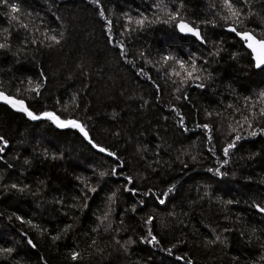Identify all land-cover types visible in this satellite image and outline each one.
I'll use <instances>...</instances> for the list:
<instances>
[{
	"label": "trees",
	"instance_id": "obj_1",
	"mask_svg": "<svg viewBox=\"0 0 264 264\" xmlns=\"http://www.w3.org/2000/svg\"><path fill=\"white\" fill-rule=\"evenodd\" d=\"M232 27L264 40V0L0 3V92L40 117L0 104V264H264V67Z\"/></svg>",
	"mask_w": 264,
	"mask_h": 264
},
{
	"label": "snow or ice",
	"instance_id": "obj_2",
	"mask_svg": "<svg viewBox=\"0 0 264 264\" xmlns=\"http://www.w3.org/2000/svg\"><path fill=\"white\" fill-rule=\"evenodd\" d=\"M0 3H7V0H0ZM12 11H16L15 6L12 7ZM101 15H103V13H101ZM177 27L179 28L180 32H182V33H184V32L191 33L192 35L196 36L198 39L200 38L199 32L194 30L192 27H190L186 23H180L177 25ZM229 30L232 32H235L237 36H240L241 39L245 40L247 47L249 49H251L252 52L255 54L254 59L256 61V67L260 68V67L264 66V40H257L252 34L247 33V32H239L236 30L235 27H232ZM0 99H4L5 101L11 103L14 107L17 105H20V110L27 112V115L33 120L40 118L36 115H33V113L29 112L26 108H24L22 101L11 100L9 97L4 96L2 93H0ZM44 115L46 117H48L49 119L53 120L57 124L58 127L71 126L74 128H79L80 131L83 132L85 137L87 138V136H88L87 132H85L84 128L80 124H78L76 121H67V122L61 121V120H59L58 117L54 116L52 113H45ZM251 135L255 136L256 133L253 132V133H251ZM89 142H91V141H89ZM94 147H95V145H94ZM229 147H232V145H229ZM100 151H104V149L101 148ZM225 151L227 152V149ZM109 154L111 155V153H109ZM101 175H103V173H101ZM93 191H95V190H93ZM161 203H163V201H161ZM259 210L261 212H264V208H260ZM152 241H155L154 236L152 237ZM29 243H31V241H29ZM76 258H77V256L74 254L73 259L75 260Z\"/></svg>",
	"mask_w": 264,
	"mask_h": 264
},
{
	"label": "water",
	"instance_id": "obj_3",
	"mask_svg": "<svg viewBox=\"0 0 264 264\" xmlns=\"http://www.w3.org/2000/svg\"><path fill=\"white\" fill-rule=\"evenodd\" d=\"M178 30H179V28H178ZM196 31H198L199 32V34H200V31L199 30H196ZM179 32H180V30H179ZM248 33V32H247ZM180 34H182L183 36H192V37H195V38H197L196 36H194V35H192L191 33H187V32H184V33H182V32H180ZM251 34V33H250ZM241 38V37H240ZM256 38V37H255ZM198 39V38H197ZM257 39V38H256ZM243 40V39H242ZM258 40V39H257ZM198 41L199 42H201V37L198 39ZM243 41H245V40H243ZM246 45V47H247V44H245ZM247 49L249 50V52H250V54H251V56H252V58L254 59V53L252 52V50L251 49H249L248 47H247ZM255 60V59H254ZM256 62V61H255ZM264 66H262V67H260V68H257V69H261V68H263ZM1 93V92H0ZM4 96H7L6 94H4V93H2ZM8 97V96H7ZM10 98V97H9ZM11 100H14V99H12V98H10ZM0 104H6V105H8L9 107H11L12 109H15V110H20V105H17V106H13L11 103H9V102H7V101H5L4 99H0ZM23 107H24V104H23ZM25 108V107H24ZM23 111V110H22ZM262 215H264V212H262Z\"/></svg>",
	"mask_w": 264,
	"mask_h": 264
},
{
	"label": "bare ground",
	"instance_id": "obj_4",
	"mask_svg": "<svg viewBox=\"0 0 264 264\" xmlns=\"http://www.w3.org/2000/svg\"><path fill=\"white\" fill-rule=\"evenodd\" d=\"M245 42V41H244ZM246 43V42H245Z\"/></svg>",
	"mask_w": 264,
	"mask_h": 264
}]
</instances>
